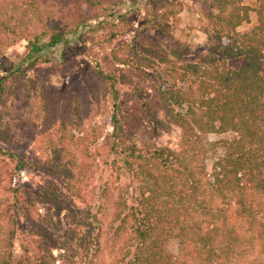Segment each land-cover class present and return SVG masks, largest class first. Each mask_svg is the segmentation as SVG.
<instances>
[{"label":"rangeland","instance_id":"rangeland-1","mask_svg":"<svg viewBox=\"0 0 264 264\" xmlns=\"http://www.w3.org/2000/svg\"><path fill=\"white\" fill-rule=\"evenodd\" d=\"M165 1L168 5L164 2L159 13H173L168 34L160 36L148 22L146 0H0V264L8 231L15 229L13 259L18 261L36 225L53 240V260L47 264H118L122 258L127 234L118 233L121 223L113 218L120 202L136 206L137 193L132 176L123 172L117 179L112 166L115 99L108 83L118 91L121 107L126 98L143 100L149 108L153 96L161 105L157 91L189 87L174 64L184 73L211 44L206 33L213 30L209 0ZM259 1L243 2L251 8L250 22L237 31L251 32L258 26ZM50 30L63 36L40 54L49 59L44 63L31 48L34 35H49ZM241 62L228 63L238 69ZM44 92L58 96L75 120V128L63 136L45 125L38 98ZM132 104L124 107L126 112ZM140 110L129 112L134 124L127 145L183 151V128L161 106L158 118L170 130L158 134ZM5 131L6 142L1 138ZM234 137L230 132L209 134L206 141ZM208 150L204 164L210 176L224 150ZM59 165V171L74 175L75 188L53 170ZM50 191L59 194L62 205L52 202ZM167 250L177 254L178 241H169Z\"/></svg>","mask_w":264,"mask_h":264},{"label":"trees","instance_id":"trees-1","mask_svg":"<svg viewBox=\"0 0 264 264\" xmlns=\"http://www.w3.org/2000/svg\"><path fill=\"white\" fill-rule=\"evenodd\" d=\"M244 1L209 0L213 30L206 33L211 34L210 47L193 65L184 67V73L173 66L179 78L189 82L188 89L159 90L161 105L153 96L149 108L143 100L124 98V107L133 101L126 112L117 103L118 91H112L113 84L108 83L115 99L110 154L116 159L112 166L117 179L123 172L132 176L137 193L136 206L120 202L121 210L113 218V222L120 220L118 233L127 234L118 264H264V0L259 1L258 26L241 33L238 27L250 22L251 8ZM163 3L168 5L165 0H146L148 22L160 36L168 34L166 27L173 13L170 9L159 13ZM53 32L34 35L31 49L40 62H49L40 54L62 39L63 34ZM239 59L238 69L228 63ZM44 93L38 98L45 125L53 130L56 127L55 133L63 136L75 128V120L59 104L58 96ZM160 106L183 128V151L127 145L126 135L134 124L129 112L134 115L136 109H142L155 134L170 130V125L158 118ZM174 107L185 109V113ZM6 128L10 130V126ZM229 132L235 134L233 139L206 141L209 134ZM8 134L1 132L4 142ZM208 147L224 150L210 176L204 164ZM59 169L60 165L53 170ZM59 173L67 186L76 187L74 175L67 170ZM47 195L57 206L62 205L59 194L50 191ZM34 228L37 230L31 232L30 243L18 261L13 259L15 229L8 231L2 264H47V259L53 260V240L45 229ZM172 239L178 241L177 254L167 250ZM126 258L130 259L125 262Z\"/></svg>","mask_w":264,"mask_h":264}]
</instances>
